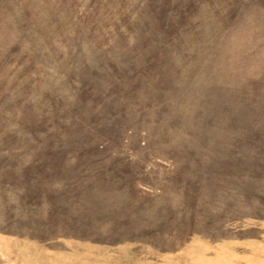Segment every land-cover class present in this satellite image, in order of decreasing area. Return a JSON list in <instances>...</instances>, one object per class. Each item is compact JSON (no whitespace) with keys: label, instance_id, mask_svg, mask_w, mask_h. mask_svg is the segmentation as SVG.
<instances>
[{"label":"rangeland","instance_id":"obj_1","mask_svg":"<svg viewBox=\"0 0 264 264\" xmlns=\"http://www.w3.org/2000/svg\"><path fill=\"white\" fill-rule=\"evenodd\" d=\"M0 264H264V0H0Z\"/></svg>","mask_w":264,"mask_h":264}]
</instances>
